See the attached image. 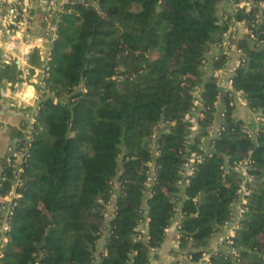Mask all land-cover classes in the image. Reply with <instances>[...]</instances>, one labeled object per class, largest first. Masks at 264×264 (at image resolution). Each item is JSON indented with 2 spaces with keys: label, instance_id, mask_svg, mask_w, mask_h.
<instances>
[{
  "label": "trees",
  "instance_id": "trees-1",
  "mask_svg": "<svg viewBox=\"0 0 264 264\" xmlns=\"http://www.w3.org/2000/svg\"><path fill=\"white\" fill-rule=\"evenodd\" d=\"M217 1L64 2L1 264H94L101 237L98 264H146L177 210L180 245L196 260L231 213L239 175L226 164L246 155L254 180L234 237L238 255L216 250L210 259L264 264V126L249 134L227 106L213 149L195 161L187 184L177 183L188 148H197L216 112L208 73L226 58L205 53L223 29ZM238 42L244 59L235 86L264 117V47ZM196 86L202 116L189 140L185 113ZM7 157L0 195L12 178Z\"/></svg>",
  "mask_w": 264,
  "mask_h": 264
},
{
  "label": "built area",
  "instance_id": "built-area-1",
  "mask_svg": "<svg viewBox=\"0 0 264 264\" xmlns=\"http://www.w3.org/2000/svg\"><path fill=\"white\" fill-rule=\"evenodd\" d=\"M63 4V0H0V106L4 105L16 108V110L29 108V112L20 118L19 133L14 144H8L3 154V156H8L6 161L13 169L9 188L3 195H0V257L2 248L9 239L8 231L16 199L21 195L18 188L23 183L21 176L23 161L26 159L32 139L33 123L40 107V97L45 91L44 76L48 68L52 40L56 36L57 21L64 10ZM217 12L218 21L223 29L218 32L220 40L215 42V52L209 51L206 56L224 55L226 59L222 66L210 69L208 74L215 81L218 92L226 93L228 106H234L237 100L242 105L248 106L244 91L235 86L233 78L236 66L244 59V51L238 40L244 39L251 47H264V30H259L260 25L264 23V0H218ZM36 13H41L39 24L35 19ZM33 55H35L36 61L33 60ZM234 55L237 63L232 68L227 65V62ZM7 67H9L8 72L17 75L16 78L7 77V73H3ZM200 89V86H196L193 90L194 106L190 112L185 113V118L190 121L189 140H193L199 130L196 116H202V112L199 110L201 105ZM254 118L261 122L254 132L256 133L259 128L264 126V117L255 114ZM246 126L248 133L254 134L247 122ZM222 128L221 123L214 127L212 122L207 127V133L199 136L197 148H188V153L180 169V177L177 179L178 185L183 187L189 182V177L194 174L195 161L211 152L213 146L209 141L212 137L217 136ZM6 131V122L0 116V134ZM251 163L249 155H246L226 164V168L233 169L238 173L239 184L236 189V197L232 202L231 213L221 223L215 234L218 235V244L226 247L222 250L230 253L234 259L238 255L234 239L236 229L239 226V219L247 210L248 196L252 191L250 183L254 180V175L250 172ZM0 165V179H4L1 160ZM197 199V196L192 197V200L196 201ZM177 211L180 212V210ZM176 213L167 229H176L177 235L173 247L179 248L181 247L179 236L182 214L181 217H178ZM140 232L144 239L148 238L144 225H141ZM157 248L150 247L146 264H153L156 261L154 254ZM213 251L203 248L197 259L194 260L191 253L182 248L175 261L184 264L193 261L199 264H211L210 254Z\"/></svg>",
  "mask_w": 264,
  "mask_h": 264
},
{
  "label": "crops",
  "instance_id": "crops-1",
  "mask_svg": "<svg viewBox=\"0 0 264 264\" xmlns=\"http://www.w3.org/2000/svg\"><path fill=\"white\" fill-rule=\"evenodd\" d=\"M35 19H36L37 24H39L41 20V13H36ZM215 50H216V46H215V42H213L211 45L210 52L213 53L215 52ZM236 63L237 61L234 55L228 60L227 65L229 67L234 68L236 66ZM7 77L16 78L17 75L15 74L12 77L7 74ZM18 79H20V77H18ZM227 99L228 98L226 96V93L221 92V91L218 92L216 102H215L216 112H215V116L213 119L214 127L223 121L222 112H224V110L228 106ZM232 111H233L234 116L241 118L247 122V124L253 130V133L255 132L257 127L261 124V122L257 121L254 118V115L258 114V111L251 110L248 106L242 105L238 100L236 101L235 105L232 106ZM26 112H29V108L16 110V108H9L4 105L0 106V116L6 122V128H7V131L5 133L0 134V159L3 156L7 145L11 144V141L13 139L14 141L16 140L17 132H18V125L20 124V118L22 115L24 116ZM112 203H110V205H108L107 207L108 212L112 210ZM176 216L181 217V212L177 211ZM176 235H177L176 229L169 228L166 230L164 239L161 242V244L158 246L157 251L154 254L156 261H154L153 264H168L169 262H172L178 259L180 250L183 247H179V248L173 247V243L176 238ZM102 245H103V237H101L98 241L96 261L94 264H98V261H97L99 257L98 252L101 249ZM204 249L213 251V250L226 249V247L218 244V235L214 234L208 239V242L204 246Z\"/></svg>",
  "mask_w": 264,
  "mask_h": 264
},
{
  "label": "water",
  "instance_id": "water-1",
  "mask_svg": "<svg viewBox=\"0 0 264 264\" xmlns=\"http://www.w3.org/2000/svg\"><path fill=\"white\" fill-rule=\"evenodd\" d=\"M65 2H78V3H84L85 2V0H64ZM213 34H214V36H215V38H218V37H220V35H219V33L217 32V31H214L213 32ZM205 56H206V53H205ZM260 110L258 111V114H260ZM162 124V118H160L159 119V124H158V126H157V128H159V126ZM11 144H14V139L11 141ZM199 204H200V202H199Z\"/></svg>",
  "mask_w": 264,
  "mask_h": 264
}]
</instances>
